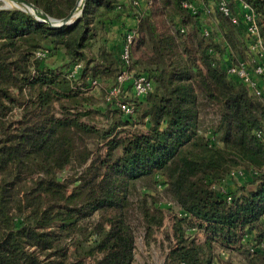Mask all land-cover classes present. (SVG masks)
I'll list each match as a JSON object with an SVG mask.
<instances>
[{"label": "trees", "instance_id": "obj_1", "mask_svg": "<svg viewBox=\"0 0 264 264\" xmlns=\"http://www.w3.org/2000/svg\"><path fill=\"white\" fill-rule=\"evenodd\" d=\"M27 1L61 19L77 0ZM182 1L140 4L131 66L153 87L133 99L128 116L113 101L92 109L87 93L92 80L112 81L119 69L120 47L112 52L99 43L120 16L118 0H86L78 20L58 28L0 8V264H131L127 216L131 189L142 178L163 188L180 211L164 264H211L218 248L242 255L241 264H264L257 247L264 241V139L255 135L264 127V89L255 96L221 62L246 58L243 23L216 11L222 41L213 30L205 38L206 18ZM243 1L256 14L264 48V0ZM44 49L62 51L67 62L44 64L36 56ZM75 63L81 69L73 76ZM199 92L218 113L207 134L198 127ZM94 113L107 123L85 120ZM136 123L142 126L126 129ZM86 136L102 143L96 152L83 144ZM72 161L80 169L62 177ZM240 168L250 177L233 190L221 187ZM148 200L141 197L139 211L150 234L163 211Z\"/></svg>", "mask_w": 264, "mask_h": 264}, {"label": "rangeland", "instance_id": "obj_2", "mask_svg": "<svg viewBox=\"0 0 264 264\" xmlns=\"http://www.w3.org/2000/svg\"><path fill=\"white\" fill-rule=\"evenodd\" d=\"M139 7L135 5V13L142 14V8L140 7V3L138 0H135ZM6 3L0 0V7L5 6ZM145 11V10H144ZM140 14V16H141ZM206 21L210 24L211 21L216 23L219 26V20L217 19V15L215 13H210L209 15H204ZM203 19V18H202ZM199 34V33H198ZM99 43L97 44V46ZM94 51H96V47ZM244 53H247L244 47ZM95 54V53H94ZM246 56V54H245ZM42 61L44 64L49 65L51 67L54 66H62L67 62V57L63 53H55L51 54L46 49L43 51ZM69 67V66H68ZM66 67L65 69H68ZM77 67V70H75ZM79 67V68H78ZM71 73L73 76L79 74L81 69L80 63H75L70 66ZM95 83H92L94 87L88 91L87 93L92 95L93 104L92 109L97 111H103V109L107 106L108 103L112 102V95L108 92L106 93L107 88L111 85L112 81L110 80H101V78H96ZM129 91V88H128ZM127 100L133 101V97H126ZM198 101H199V117H198V127L201 132L208 133V130H211L213 127H216L217 124V108L209 103L201 94L198 93ZM86 121L91 124H96L101 127L107 123V119L102 117L99 113H94L88 118H85ZM142 124L136 123L131 126H127L126 129L133 131L135 128L141 127ZM83 144L86 145L90 150L96 152L99 147H101L102 143H99L98 140L94 137H84ZM102 149H104L102 147ZM101 149V150H102ZM80 168L77 165L76 161H72L70 166L62 173V177H66L68 175L74 174ZM250 177L249 172L244 168H240L237 175L227 176L223 182L221 183V187H228L230 189H234L240 183L244 181L245 178ZM135 186L131 189L130 193V201L131 205L129 207L128 212V221L133 228L134 233V256L131 264H164L165 254L168 251L169 244L173 240L172 239V225L174 222V217L180 211L176 204L172 201L170 195L161 187H157L152 179H139L136 180ZM228 185L226 187V185ZM216 187H219L216 185ZM147 194L149 195V200H154L156 205L159 206L163 211V221L160 226L154 227L150 234L146 233L144 221L142 219L141 213L139 211L140 208V199L141 197ZM197 237L199 239L203 238V235L199 232L197 233ZM219 248L216 250V256L218 264H226L227 261L231 260L234 264H241L243 261L242 255H238L236 253L227 255L219 252Z\"/></svg>", "mask_w": 264, "mask_h": 264}, {"label": "built area", "instance_id": "obj_3", "mask_svg": "<svg viewBox=\"0 0 264 264\" xmlns=\"http://www.w3.org/2000/svg\"><path fill=\"white\" fill-rule=\"evenodd\" d=\"M132 5L139 7L135 0H130ZM198 4L193 1H182V7L188 10L189 13L206 15L216 11L227 17L233 24L240 21L244 25L247 43L245 49L247 51L245 59L227 60V57L221 62L225 64L228 74L240 79L255 96H261L263 87L260 88L258 77L264 82V48L262 39L259 33V27L256 20V14L253 8L243 0H198ZM140 16L137 18L139 21ZM200 25V24H199ZM137 26V25H136ZM136 26L130 29H125L122 43L120 46L119 69L114 77L113 82L108 87L109 94L112 95L114 105L120 111L128 116L134 112V102L127 100L126 97L142 98L146 96L153 87V82L145 73L136 71L132 65V44L137 36ZM200 33L205 38H209L212 29L207 25H200ZM45 50V49H44ZM44 50L36 52L37 57H41ZM211 52V51H210ZM226 63H225V61ZM79 68V67H78ZM77 70V67L76 69ZM73 72V71H72ZM73 75V73H70ZM92 80V83H95ZM129 88V91H128ZM255 135L261 140L264 139V127L255 131ZM237 172L231 171L230 175L234 176ZM229 200V198H228ZM257 247L264 249V241L257 244ZM253 251V247L250 248ZM221 253H227V250H221ZM211 264H218L215 258Z\"/></svg>", "mask_w": 264, "mask_h": 264}, {"label": "crops", "instance_id": "obj_4", "mask_svg": "<svg viewBox=\"0 0 264 264\" xmlns=\"http://www.w3.org/2000/svg\"><path fill=\"white\" fill-rule=\"evenodd\" d=\"M141 5H145V0H138ZM118 4L120 5L119 8H117L120 11V16L116 18L115 20H112L107 27L104 29V31L100 34L99 43L104 45V48L107 51L114 52L117 48L121 46L122 43V31L124 28L130 29L137 25V18L140 16V14L135 13V8L132 5L130 0H118ZM213 13V9L211 11ZM209 15V14H206ZM209 26L213 32H214V40L215 41H222L221 33L219 26L216 25L213 21L209 24L208 21H205V24ZM56 53H63L62 51H57ZM262 87L264 89V83L262 84ZM226 185V184H225ZM228 186V185H226ZM236 187H234L235 189ZM233 190V189H232ZM255 234V230H248L246 234L247 237H251ZM219 248V252H221ZM236 252L227 250V255L234 254ZM225 254V253H223ZM238 254V253H236ZM222 255V253H220ZM240 255V254H238ZM241 256V255H240Z\"/></svg>", "mask_w": 264, "mask_h": 264}, {"label": "water", "instance_id": "obj_5", "mask_svg": "<svg viewBox=\"0 0 264 264\" xmlns=\"http://www.w3.org/2000/svg\"><path fill=\"white\" fill-rule=\"evenodd\" d=\"M14 1H15L14 4H6L5 6L0 8H11V7L18 8L32 15L38 21L46 23L49 27L58 28V27L70 26L74 24L81 16L82 11L85 7L86 0H77L74 7L69 11V13L61 19L48 16L45 12H43L34 4L28 2L27 0H14ZM28 5H30L34 9L32 10L30 7H28Z\"/></svg>", "mask_w": 264, "mask_h": 264}, {"label": "bare ground", "instance_id": "obj_6", "mask_svg": "<svg viewBox=\"0 0 264 264\" xmlns=\"http://www.w3.org/2000/svg\"><path fill=\"white\" fill-rule=\"evenodd\" d=\"M3 2H5L6 4H14L15 1L14 0H1ZM28 7H30L32 10L34 9L33 7H31L30 5H28Z\"/></svg>", "mask_w": 264, "mask_h": 264}]
</instances>
